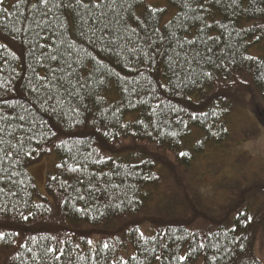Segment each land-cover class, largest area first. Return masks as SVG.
Returning a JSON list of instances; mask_svg holds the SVG:
<instances>
[{
	"label": "trees",
	"instance_id": "trees-1",
	"mask_svg": "<svg viewBox=\"0 0 264 264\" xmlns=\"http://www.w3.org/2000/svg\"><path fill=\"white\" fill-rule=\"evenodd\" d=\"M167 1L176 11L163 21L166 8L129 0L125 19L149 57L141 62L89 45L72 8L0 0L6 264H264L256 252L264 179L240 181L214 212L192 169L210 149L264 128L260 115L241 133L233 122L248 113L249 95L264 104V0ZM57 36L84 49L81 75L93 63L108 72L81 90L75 114L66 104V115L53 111L42 87L63 63L47 58L63 50ZM53 153L41 195L28 167Z\"/></svg>",
	"mask_w": 264,
	"mask_h": 264
},
{
	"label": "snow or ice",
	"instance_id": "snow-or-ice-1",
	"mask_svg": "<svg viewBox=\"0 0 264 264\" xmlns=\"http://www.w3.org/2000/svg\"><path fill=\"white\" fill-rule=\"evenodd\" d=\"M39 3L46 7L51 4L54 8H72L79 20V28L77 29L79 36L86 39L92 47L102 46L101 51L115 53L118 56L127 53L132 59L141 62L149 58L143 48L139 47L141 38L136 36L135 29L128 27L125 19V13L131 7L129 0H98V2L91 0L90 3L75 0V4L69 3L68 0H39ZM33 7L38 6L33 5ZM45 14L47 13L45 12ZM57 39L60 40L63 50L57 49L55 53L48 54L47 58L50 61L59 62L62 60L63 63L57 69L52 70L51 79L47 80L42 87L50 93L47 96V101L51 102L53 111L56 110V106H60L62 114L66 115L63 113V105L66 104L69 111L75 114L79 109L74 105V102L82 101L81 90L89 86V81L92 80L93 75L102 78L108 72L107 69L103 68L102 63H93L90 73L87 76L81 75L79 69L87 66L82 64L84 57L81 56V53L84 52V49L78 48L74 41L62 39L61 36H57ZM144 42L149 46L153 43L150 37L145 38ZM88 60L92 61L93 58L88 57ZM179 67L183 68L182 65ZM33 91L39 94L37 89L34 88ZM20 119L23 120L24 118L20 117ZM0 131L3 130L0 129ZM0 151L5 150L0 149ZM7 155L8 153L5 151V156ZM179 155L186 156L187 153L181 152ZM0 164H3V160H0ZM23 218L26 220L28 217ZM248 219L251 220V217ZM4 236L5 234L0 232V239H3ZM88 243L92 242L88 241ZM104 247H108V245L105 244ZM49 251H56V249L52 248Z\"/></svg>",
	"mask_w": 264,
	"mask_h": 264
},
{
	"label": "rangeland",
	"instance_id": "rangeland-1",
	"mask_svg": "<svg viewBox=\"0 0 264 264\" xmlns=\"http://www.w3.org/2000/svg\"><path fill=\"white\" fill-rule=\"evenodd\" d=\"M145 1L148 4L166 8L163 21L169 20L176 11V7L171 6L167 0ZM246 105L248 113L240 112L235 115L233 120L238 133H241L242 130H251L257 117L264 116V104L257 96L249 95ZM207 153L197 159L192 169L197 177L201 200L214 212H220L225 207L224 205L232 201L235 196L231 188L237 187L240 181L243 183L242 185H245L247 184L245 180L255 182L258 179H264V128L258 137L241 138L225 149L214 148ZM242 154L252 157L248 160H239L238 157ZM55 157L57 156L53 153L28 167L29 172L36 180L41 195H46V173L56 161ZM221 161L226 163L223 169L219 167ZM228 187L230 190H227ZM144 227L147 231H151L149 226L145 225ZM256 240V252L264 261V231L262 228L258 229ZM0 264H6L4 254L0 257Z\"/></svg>",
	"mask_w": 264,
	"mask_h": 264
}]
</instances>
